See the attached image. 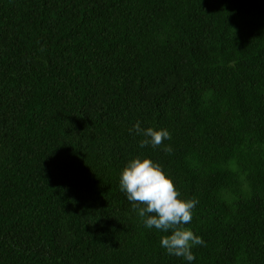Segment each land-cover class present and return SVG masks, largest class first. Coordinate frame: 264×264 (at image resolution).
<instances>
[{"label": "trees", "instance_id": "trees-1", "mask_svg": "<svg viewBox=\"0 0 264 264\" xmlns=\"http://www.w3.org/2000/svg\"><path fill=\"white\" fill-rule=\"evenodd\" d=\"M137 156L198 201L193 261L120 190ZM0 264H264V0H0Z\"/></svg>", "mask_w": 264, "mask_h": 264}, {"label": "clouds", "instance_id": "clouds-1", "mask_svg": "<svg viewBox=\"0 0 264 264\" xmlns=\"http://www.w3.org/2000/svg\"><path fill=\"white\" fill-rule=\"evenodd\" d=\"M130 131L143 137L139 143L141 148L148 145L155 148L164 140L171 139L168 130L141 128L139 121ZM164 150L172 151L170 146H165ZM119 187L145 227L166 233L161 236L160 245L168 255L182 257L189 262L195 259L193 246L205 242L185 225L191 223L198 201L179 198L182 194L159 163L148 157H133L120 173Z\"/></svg>", "mask_w": 264, "mask_h": 264}]
</instances>
